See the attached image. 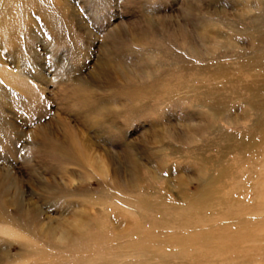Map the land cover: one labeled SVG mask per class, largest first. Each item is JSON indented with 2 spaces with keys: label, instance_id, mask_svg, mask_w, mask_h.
<instances>
[{
  "label": "rangeland",
  "instance_id": "obj_1",
  "mask_svg": "<svg viewBox=\"0 0 264 264\" xmlns=\"http://www.w3.org/2000/svg\"><path fill=\"white\" fill-rule=\"evenodd\" d=\"M0 29V264H264V0H0Z\"/></svg>",
  "mask_w": 264,
  "mask_h": 264
},
{
  "label": "snow or ice",
  "instance_id": "obj_2",
  "mask_svg": "<svg viewBox=\"0 0 264 264\" xmlns=\"http://www.w3.org/2000/svg\"><path fill=\"white\" fill-rule=\"evenodd\" d=\"M93 2L101 8H104L107 6L108 0H93Z\"/></svg>",
  "mask_w": 264,
  "mask_h": 264
},
{
  "label": "bare ground",
  "instance_id": "obj_3",
  "mask_svg": "<svg viewBox=\"0 0 264 264\" xmlns=\"http://www.w3.org/2000/svg\"><path fill=\"white\" fill-rule=\"evenodd\" d=\"M1 30V29H0ZM4 30H5V27H4ZM250 83V82H249ZM248 85V84H247ZM251 85V84H250ZM112 103V102H111ZM74 141V140H73ZM49 144V143H48ZM50 145V144H49ZM66 148V147H65ZM262 148V147H261ZM264 148V147H263ZM76 149V147H75ZM55 150V149H54ZM72 151V150H71ZM69 152V151H68ZM75 158V157H74ZM73 156H72V159H74ZM67 160V159H66ZM70 161V160H69ZM90 163V162H89ZM147 170V169H146ZM145 170V171H146ZM5 203V202H4ZM9 204V203H8ZM10 205V204H9ZM7 206V205H6ZM148 208V207H147ZM154 210V209H153ZM164 211V210H163ZM171 215V214H170ZM7 219V218H6ZM176 227V226H175ZM202 236V235H201ZM238 237V236H237ZM101 244V243H100ZM105 251V250H104ZM96 255V254H95ZM87 257V256H86ZM110 261V260H109Z\"/></svg>",
  "mask_w": 264,
  "mask_h": 264
}]
</instances>
